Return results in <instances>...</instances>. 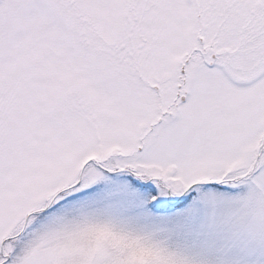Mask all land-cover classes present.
<instances>
[{"label": "snow or ice", "instance_id": "1", "mask_svg": "<svg viewBox=\"0 0 264 264\" xmlns=\"http://www.w3.org/2000/svg\"><path fill=\"white\" fill-rule=\"evenodd\" d=\"M0 264H264V0H0Z\"/></svg>", "mask_w": 264, "mask_h": 264}]
</instances>
